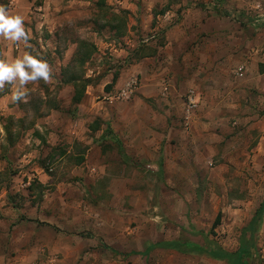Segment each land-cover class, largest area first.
I'll list each match as a JSON object with an SVG mask.
<instances>
[{"label": "rangeland", "instance_id": "rangeland-1", "mask_svg": "<svg viewBox=\"0 0 264 264\" xmlns=\"http://www.w3.org/2000/svg\"><path fill=\"white\" fill-rule=\"evenodd\" d=\"M97 1L0 0L24 18L34 49L0 38V59L31 51L47 60L53 71L51 83L27 85V103L12 102L10 85L0 90V194L5 191L12 204L17 203L19 208H12L17 218H30L20 212L24 198L43 199L45 187L53 189L60 182L70 190L77 186L80 196L61 209L65 218L126 219L120 231L107 234L97 229L100 237L95 241L90 231L86 236L92 238L94 250L78 257L76 264H227L201 254L153 248L145 257L139 252L150 243L180 237L201 244L208 238L234 251L241 229L264 199V0H124L122 7L116 0H105L102 6ZM80 41L84 48H79ZM186 45L217 49L218 56L235 55L224 63L231 65L225 71L232 85L227 80L219 87L224 89L217 103L210 100L213 104L207 109L193 111L202 134L194 125L190 132L189 124H182L196 148L185 147L194 166L187 167V173L178 175L172 168L169 174H155L146 160H129L125 182L118 186L120 163L106 160V154L96 158L92 153L80 165H74L80 153L73 154L82 150L77 147L63 158L58 151L48 156L44 135L49 138L52 124L66 126L76 115L77 107L69 104L71 77L86 81V93L97 103L99 114L104 112L119 129L122 120L133 114L137 120L149 108L167 119L178 118L177 111L170 115L167 107L186 106L181 99L187 104L193 88L186 82L192 78L186 70L194 66L181 58L189 49ZM250 60L253 72L242 76ZM141 65L152 69L146 79ZM114 74L117 79L112 82ZM131 76H137L138 89L128 99H110ZM144 82L152 89L149 97L139 91ZM172 92L182 98L177 101ZM99 114L92 118L99 120ZM91 167L96 169L92 174ZM39 211L40 207L31 213ZM55 211L48 218H59ZM254 240L247 264H264V210ZM129 251L134 253L126 254ZM30 257L23 264H59L62 258L47 253Z\"/></svg>", "mask_w": 264, "mask_h": 264}, {"label": "crops", "instance_id": "crops-1", "mask_svg": "<svg viewBox=\"0 0 264 264\" xmlns=\"http://www.w3.org/2000/svg\"><path fill=\"white\" fill-rule=\"evenodd\" d=\"M116 1L122 7L124 0ZM185 47L189 49L181 55V58L182 62L187 64L191 63L194 66L186 70L187 76L188 74L192 75V78L190 80L186 79V82L188 81L193 85V88L187 96V104L184 99H181L186 106L176 108L173 107V104H169V107H167V111L170 112V115L177 111L178 118L171 115L169 116L170 118L167 119L158 111L149 108L140 116L138 115L137 120L134 119L135 114L122 120L121 129H119L114 125L113 121H110L108 117L105 116L104 112L100 111L99 114L97 103L92 97H88V91L87 93L86 90L84 91L79 103L73 104L71 102V97L74 88L70 85L72 90L69 104L74 108L77 107V109L73 110L76 115L66 126L52 124V132L48 131L49 138H46V135H44L46 142L49 144V146L46 147L48 156L50 153L54 154V151H58V155L63 158L66 154L70 153L73 148L77 147V150H82L73 154L77 155L80 153L78 157L76 156L74 165H80L86 161V157L91 156L92 153L97 155L96 158L107 155L105 158L106 160H111L113 158L120 163L119 167L122 177L117 179L116 184L118 186L125 182L124 174H126L131 167L129 160H134V162L146 160L148 166L155 174H169L171 172L169 169L172 168L176 169L175 172L178 175L187 173V167L193 168L194 166L190 161L191 156L188 154L185 147L187 144L194 147L193 145L195 144H192L188 138L189 135L185 134V127L182 126V124L188 123L190 132L192 125H194L199 135L202 134L200 118H198L195 113L193 114V111L207 109L208 106L213 104L210 100L217 103L222 96L221 90L224 89L219 87H223V85L227 83V80L232 85L233 82L229 80V74L225 71V69L227 70L231 65L224 63L232 60L235 55L231 53V55L225 57L218 56L216 55L218 54L217 49L208 48L207 46L206 49L201 50L194 49L193 45H186ZM146 58L149 57L143 56L142 59ZM177 59L178 58L175 59V62H178ZM253 68V60H250L242 76L246 71L253 72ZM139 69L145 79L149 73L152 72V69L147 68L145 65L139 66ZM147 84V82H144L139 88V91L144 97L152 95V89H149ZM204 87L209 88L210 94ZM227 89L230 90L229 93H232V88ZM172 93L177 96L178 101L181 97L180 93ZM88 103H90V105ZM98 114L101 119L99 118L98 120L97 117L92 118V116ZM135 122L137 123V129H135ZM59 131H63L64 134L58 135L56 132ZM171 131H176V135L172 136L170 134ZM199 135H197L196 132L195 136ZM110 153L112 155L111 158H109ZM80 157L83 158L82 161L79 163L76 162ZM90 171L92 174L96 169L91 167ZM42 177H45V179L47 177V181L50 179V176H47V174H43ZM41 183L43 185H50L43 181H41ZM78 190L77 186H73L70 190L67 184L58 182L53 189L45 187L43 199H35L32 195L28 196V198H24V205H21L20 212L30 218H17V212L12 210V208H19L17 207V203L14 202L15 204L13 205V202L5 196V191L0 194V215L10 216V218H2L0 216V264H23V260L31 258L30 256L45 253L56 256L61 255L62 258L57 261L59 264H76L75 261L78 257L85 254L89 255L91 254V250H94L91 246L93 245L91 244L92 238L89 236L93 233V241H95L94 239L99 236V234H97V229L103 228L107 231V234H109L113 233V231H118L124 226L125 218H65L60 211L61 209H65V207L68 206L67 203H70V201L79 200L80 196L79 193H77ZM87 190H90V188L87 187ZM38 207H40L39 214H32L31 212L34 213V210ZM51 211L57 212L59 218H48L52 215ZM40 214L43 215V218L39 216ZM146 219H151L150 221H153V218ZM157 225L158 224H155V226ZM154 231L157 232L156 230ZM83 233L85 236H83ZM88 234L89 236H86ZM161 234L162 232H160V235ZM162 235L166 237L168 234L163 233ZM103 237L104 236H102V238ZM180 239L184 238L180 237ZM95 245H97V242ZM102 245L105 246L104 242H102ZM145 248L141 252H143ZM155 248L158 251L169 250L179 252L172 248ZM141 252L139 253L146 257L150 251L147 254H142ZM131 253H134V251H129L126 254ZM126 254L124 253L123 255ZM6 255H9V257Z\"/></svg>", "mask_w": 264, "mask_h": 264}, {"label": "clouds", "instance_id": "clouds-1", "mask_svg": "<svg viewBox=\"0 0 264 264\" xmlns=\"http://www.w3.org/2000/svg\"><path fill=\"white\" fill-rule=\"evenodd\" d=\"M0 38L19 45L23 42L26 49H33L30 43V32L25 28V20L18 14H12L8 8L0 4ZM34 51V49H33ZM53 71L39 53L31 51L15 59H0V90L5 85L11 86V99L14 103H27L29 92L27 85L37 81L51 83Z\"/></svg>", "mask_w": 264, "mask_h": 264}, {"label": "trees", "instance_id": "trees-1", "mask_svg": "<svg viewBox=\"0 0 264 264\" xmlns=\"http://www.w3.org/2000/svg\"><path fill=\"white\" fill-rule=\"evenodd\" d=\"M98 5H104L105 0H98ZM79 48H84L85 43L80 41L78 43ZM73 77L70 78L69 84H72L74 90L73 95L71 97V102L79 103L85 91L86 81H75L72 80ZM117 79V75L114 74L112 76V82ZM66 83V82H65ZM82 157L78 158L76 162H81ZM264 210V199L255 210L254 214L247 222V224L241 229L239 238H238V247L234 251L226 250L213 240L205 238L203 244L196 243L194 241H189L186 239H171L158 241L155 243H150L147 245L145 250L141 252L142 254H147L152 248L155 247H163V248H172L181 253H192V254H201L207 255L213 259L224 260L227 264H247L246 259L252 254L253 249L255 248V240L254 233L256 231V227L259 224V220L261 218L262 212Z\"/></svg>", "mask_w": 264, "mask_h": 264}, {"label": "built area", "instance_id": "built-area-1", "mask_svg": "<svg viewBox=\"0 0 264 264\" xmlns=\"http://www.w3.org/2000/svg\"><path fill=\"white\" fill-rule=\"evenodd\" d=\"M241 68L242 67H240L239 70H241ZM138 86H139V80L137 76H131L127 80H125L122 87H120L118 91L114 95H111L109 98L116 100L128 99L138 89ZM166 89H167V85H164L163 90Z\"/></svg>", "mask_w": 264, "mask_h": 264}]
</instances>
